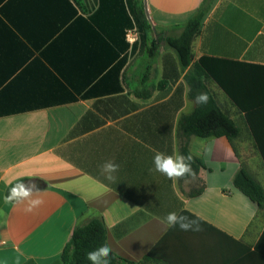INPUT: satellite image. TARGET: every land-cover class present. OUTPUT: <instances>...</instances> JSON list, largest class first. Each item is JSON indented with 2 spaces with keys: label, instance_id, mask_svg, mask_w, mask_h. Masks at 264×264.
I'll list each match as a JSON object with an SVG mask.
<instances>
[{
  "label": "crops",
  "instance_id": "0c3cea01",
  "mask_svg": "<svg viewBox=\"0 0 264 264\" xmlns=\"http://www.w3.org/2000/svg\"><path fill=\"white\" fill-rule=\"evenodd\" d=\"M145 1L152 25L170 36L203 2ZM121 2L0 0V264H62L75 228L95 218L104 220L112 252L130 262L264 264V209L234 185L242 168L264 179L243 115L210 81L223 111L244 126L240 136L183 138L178 123L195 106L186 72L163 44L149 59L126 38L124 52ZM193 53L195 61L264 67V0H212ZM258 133L264 150V106ZM184 144L204 164L195 178L173 181L154 170L156 152L173 155ZM107 160L120 165L115 182L100 173ZM19 180L42 191L34 213L3 202ZM170 212L201 230L168 227Z\"/></svg>",
  "mask_w": 264,
  "mask_h": 264
},
{
  "label": "trees",
  "instance_id": "16d2710c",
  "mask_svg": "<svg viewBox=\"0 0 264 264\" xmlns=\"http://www.w3.org/2000/svg\"><path fill=\"white\" fill-rule=\"evenodd\" d=\"M121 1L118 8L121 9L119 15H122L123 20L121 24L124 29V52L129 48L126 42L127 32L137 29L139 42L134 48L140 46L145 50L147 57L152 59L163 44L176 53L182 71L186 72L184 81L189 88V98L195 106L189 115L181 117L178 123L180 135L185 139L193 136L203 139L226 137L231 143L240 136L238 124L223 111L209 90L207 83L211 81L226 94L243 115L264 162L262 140L258 133V118L260 109L264 106V67L212 57H201L195 61L193 44L201 33L212 0H203L196 14L180 27L182 32L179 36L167 35L152 25L145 12V0ZM74 2L81 6V0H74ZM100 8H104V1ZM151 34L155 35L154 39L150 38ZM126 62L127 57H124L117 66L118 70ZM148 79L147 70L141 82L145 83ZM162 84L158 87H162ZM200 92H206L210 97L207 104L197 105L195 103V96ZM180 154H191L187 144L181 146ZM191 156L194 161L192 168L198 175L204 164L194 155L191 154ZM23 181L26 182V180ZM234 185L260 209H264V188L245 168L239 171ZM103 244H107L105 222L101 218H95L86 225L75 228L61 254V262L62 264H90L86 259V254ZM110 259L111 264H146L149 256L140 263H134L112 252Z\"/></svg>",
  "mask_w": 264,
  "mask_h": 264
},
{
  "label": "clouds",
  "instance_id": "9594fccd",
  "mask_svg": "<svg viewBox=\"0 0 264 264\" xmlns=\"http://www.w3.org/2000/svg\"><path fill=\"white\" fill-rule=\"evenodd\" d=\"M210 97L206 92H200L195 96L197 105L207 104ZM193 157L191 154L184 155L175 153L167 155L162 152H156L153 157L154 170L166 176L169 180L178 181L186 177L195 178V171L192 168ZM120 165L114 160H107L100 165V173L109 182H115L116 173L119 171ZM5 205L8 204H24L26 213H34L45 203L42 191L35 182L25 183L20 180L9 187L7 194L3 198ZM164 223L168 227H179L182 231L201 230L198 220L192 219L186 215H178L176 212H170L164 218ZM112 249L107 244L89 251L86 259L90 264H111Z\"/></svg>",
  "mask_w": 264,
  "mask_h": 264
},
{
  "label": "built area",
  "instance_id": "2783aa9c",
  "mask_svg": "<svg viewBox=\"0 0 264 264\" xmlns=\"http://www.w3.org/2000/svg\"><path fill=\"white\" fill-rule=\"evenodd\" d=\"M127 41L131 46H134L139 42V33L137 29H133L127 32L126 35Z\"/></svg>",
  "mask_w": 264,
  "mask_h": 264
},
{
  "label": "rangeland",
  "instance_id": "374dc122",
  "mask_svg": "<svg viewBox=\"0 0 264 264\" xmlns=\"http://www.w3.org/2000/svg\"><path fill=\"white\" fill-rule=\"evenodd\" d=\"M153 35V34H152ZM139 48L141 49V47L139 46ZM234 107V106H233ZM234 109H236L237 110V108L236 107H234ZM238 124H239V126L241 127V128H243L244 126L240 123V122H238ZM257 179L260 181V183L262 184V186L264 187V179L263 178H261V177H257ZM182 180L183 179H181V182H182Z\"/></svg>",
  "mask_w": 264,
  "mask_h": 264
},
{
  "label": "water",
  "instance_id": "95a60500",
  "mask_svg": "<svg viewBox=\"0 0 264 264\" xmlns=\"http://www.w3.org/2000/svg\"><path fill=\"white\" fill-rule=\"evenodd\" d=\"M145 12L147 17L149 18V11H148V7H147V2L145 1Z\"/></svg>",
  "mask_w": 264,
  "mask_h": 264
}]
</instances>
